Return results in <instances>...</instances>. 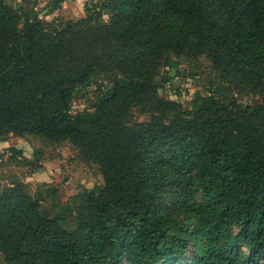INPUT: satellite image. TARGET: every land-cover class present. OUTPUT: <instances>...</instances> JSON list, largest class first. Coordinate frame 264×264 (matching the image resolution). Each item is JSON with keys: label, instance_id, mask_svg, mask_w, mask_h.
<instances>
[{"label": "trees", "instance_id": "16d2710c", "mask_svg": "<svg viewBox=\"0 0 264 264\" xmlns=\"http://www.w3.org/2000/svg\"><path fill=\"white\" fill-rule=\"evenodd\" d=\"M25 2L0 0V142L70 143L104 182L65 202L48 189L51 208L4 186L1 263L264 264V0H95L58 22ZM201 57L207 92L166 98Z\"/></svg>", "mask_w": 264, "mask_h": 264}, {"label": "rangeland", "instance_id": "374dc122", "mask_svg": "<svg viewBox=\"0 0 264 264\" xmlns=\"http://www.w3.org/2000/svg\"><path fill=\"white\" fill-rule=\"evenodd\" d=\"M94 1L65 0L54 12L50 10L54 7L55 0H26L25 4L29 8L34 7L40 17L48 22L54 20L58 22L84 17L86 8ZM12 2L18 5L23 0H12ZM179 63V73L171 72L172 80L165 85L163 95L166 98L179 100L186 108L191 106V101L197 92H207L208 79L215 80L217 75L211 62L205 57L194 60L181 59ZM163 72H169V68H163ZM92 90H85L77 95L73 102L74 112H80L92 105V100L95 98L91 93ZM240 99L244 103L251 102L248 97ZM137 117L140 120L146 119V116L138 113ZM9 147L22 149L23 158L9 159L10 154L6 152ZM14 180L26 183L33 194L43 191L47 197L43 203L46 208H51L53 205L48 189L58 191L62 201L65 202L82 189H91L104 182L99 166L85 162L79 150L72 144L67 142L53 144L33 135L23 138L10 135L7 141L0 142V190Z\"/></svg>", "mask_w": 264, "mask_h": 264}]
</instances>
